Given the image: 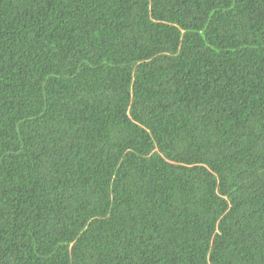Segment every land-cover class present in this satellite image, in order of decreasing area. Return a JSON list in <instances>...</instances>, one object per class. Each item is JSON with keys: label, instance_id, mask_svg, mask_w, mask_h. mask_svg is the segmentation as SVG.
<instances>
[{"label": "trees", "instance_id": "trees-1", "mask_svg": "<svg viewBox=\"0 0 264 264\" xmlns=\"http://www.w3.org/2000/svg\"><path fill=\"white\" fill-rule=\"evenodd\" d=\"M0 264H264V0H0Z\"/></svg>", "mask_w": 264, "mask_h": 264}]
</instances>
